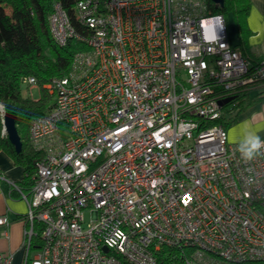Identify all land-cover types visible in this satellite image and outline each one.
<instances>
[{
	"label": "built area",
	"instance_id": "2783aa9c",
	"mask_svg": "<svg viewBox=\"0 0 264 264\" xmlns=\"http://www.w3.org/2000/svg\"><path fill=\"white\" fill-rule=\"evenodd\" d=\"M211 2L77 0L73 19L53 2L51 37L80 47L63 75L21 80L53 95L29 121L30 189L10 181L27 205L22 264L264 259V155L242 160L221 121L264 87V58L229 43Z\"/></svg>",
	"mask_w": 264,
	"mask_h": 264
},
{
	"label": "trees",
	"instance_id": "16d2710c",
	"mask_svg": "<svg viewBox=\"0 0 264 264\" xmlns=\"http://www.w3.org/2000/svg\"><path fill=\"white\" fill-rule=\"evenodd\" d=\"M54 1L60 2L70 17L74 18V4L77 0H0V110L16 112L15 122L22 141L21 149L17 152L3 132L0 111V150L9 154L15 163L22 165L27 175L19 186L26 192L30 189V175L34 171L35 162L42 157V153L33 149L29 143V121L52 107L53 101L50 104L47 102L50 97L53 100V95L41 89L38 99L23 97L20 92L21 80L24 76L32 75L41 85L53 76L63 75L69 68L74 51L80 47L74 39L59 46L51 37L48 15ZM210 8L212 13L223 16L230 12L238 36L243 39L246 35L249 0H224L222 6L211 2ZM248 97L249 94L242 97L243 101ZM232 118L229 116L221 121L225 125ZM162 252L170 251L163 248ZM234 264H264V259Z\"/></svg>",
	"mask_w": 264,
	"mask_h": 264
},
{
	"label": "crops",
	"instance_id": "0c3cea01",
	"mask_svg": "<svg viewBox=\"0 0 264 264\" xmlns=\"http://www.w3.org/2000/svg\"><path fill=\"white\" fill-rule=\"evenodd\" d=\"M249 1L246 35L241 40L237 33L235 43H231L229 39L228 41L251 62H257L264 58V0ZM245 127L256 131L264 139V87L253 88L247 100L233 114V118L225 123L228 141L236 143ZM23 176L22 165L15 163L9 154L0 150V215H7L9 219L7 225H0V252H12V264L23 263V230L27 205L10 181L19 185Z\"/></svg>",
	"mask_w": 264,
	"mask_h": 264
},
{
	"label": "clouds",
	"instance_id": "9594fccd",
	"mask_svg": "<svg viewBox=\"0 0 264 264\" xmlns=\"http://www.w3.org/2000/svg\"><path fill=\"white\" fill-rule=\"evenodd\" d=\"M237 151L245 162H250L259 156L264 155V139L256 131L249 127L241 130L236 139ZM252 183L251 180L248 181Z\"/></svg>",
	"mask_w": 264,
	"mask_h": 264
},
{
	"label": "rangeland",
	"instance_id": "374dc122",
	"mask_svg": "<svg viewBox=\"0 0 264 264\" xmlns=\"http://www.w3.org/2000/svg\"><path fill=\"white\" fill-rule=\"evenodd\" d=\"M224 20H225V24H226V31H227V36H228V39L231 43H235L238 39L237 37V32H236V29H235V25H234V20H233V16L230 12H228L227 14H225L224 16ZM20 92H21V95L23 97H29L31 99H38L40 98L41 96V90L39 87H33L31 88L30 92L28 91V87L25 83H21L20 84ZM47 92V91H46ZM48 94H50L49 92H47ZM53 99V98H52ZM51 97L48 99V104L51 103ZM243 101L242 97H240L238 99V103L236 106H233L232 103H228L227 105L224 106L223 108V111H226L227 109H232L233 108V113H235L236 109L239 108V106L241 105V103ZM1 113H2V110H0ZM228 117L226 116H222L221 120H226ZM84 218H85V223L88 222L89 218H90V213L88 211H85L84 212Z\"/></svg>",
	"mask_w": 264,
	"mask_h": 264
},
{
	"label": "water",
	"instance_id": "95a60500",
	"mask_svg": "<svg viewBox=\"0 0 264 264\" xmlns=\"http://www.w3.org/2000/svg\"><path fill=\"white\" fill-rule=\"evenodd\" d=\"M218 6H222L224 0H211ZM234 96H228L220 101V104L226 103L233 99ZM2 126L3 132L6 134L10 143L14 146V149L18 152L21 149L22 141L16 126V112L13 110H3L2 111Z\"/></svg>",
	"mask_w": 264,
	"mask_h": 264
}]
</instances>
